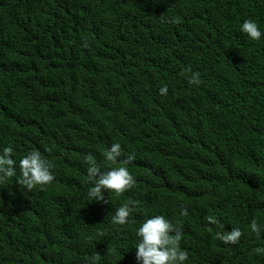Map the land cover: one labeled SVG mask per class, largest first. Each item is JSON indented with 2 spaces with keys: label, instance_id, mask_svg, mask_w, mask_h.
Returning a JSON list of instances; mask_svg holds the SVG:
<instances>
[{
  "label": "trees",
  "instance_id": "16d2710c",
  "mask_svg": "<svg viewBox=\"0 0 264 264\" xmlns=\"http://www.w3.org/2000/svg\"><path fill=\"white\" fill-rule=\"evenodd\" d=\"M246 18L264 32V0H0V149L53 174L0 181V264H139L153 215L180 228L184 264H264V35ZM89 153L105 171L134 153L135 183L92 200ZM233 227L237 243L216 237Z\"/></svg>",
  "mask_w": 264,
  "mask_h": 264
},
{
  "label": "clouds",
  "instance_id": "9594fccd",
  "mask_svg": "<svg viewBox=\"0 0 264 264\" xmlns=\"http://www.w3.org/2000/svg\"><path fill=\"white\" fill-rule=\"evenodd\" d=\"M241 31L253 41L259 40L264 32L258 27L254 19L246 18L241 23ZM189 83L199 84V73L193 72L188 78ZM159 93L167 95L168 86L159 88ZM11 145L4 146L0 149V181L16 176L17 168L20 175L16 177L17 182L24 185L26 189H32L35 185H46L53 180V174L50 171L51 164L39 151L33 150L22 156L16 161L11 153ZM121 156L120 143H112L105 153V161L114 162ZM135 158L134 153H129L126 159L118 167L103 170L101 164L97 163L92 154H87L85 160L88 164L87 177L90 182L88 196L93 200H100L102 194L111 190L119 195L132 187L135 183L134 177L125 166L129 161ZM132 207L125 202L116 208L112 215V221L116 224L123 225L127 222ZM210 223H218L212 215L206 217ZM223 227V225H221ZM252 232L259 234L261 225L255 219L249 225ZM137 242L135 258L139 264H184L188 258L186 250L180 248V228L174 226L163 215H153L146 218L136 229ZM242 232L239 227H233L230 231H217L216 237L225 243L235 244L241 237ZM99 254L93 253L87 264H99Z\"/></svg>",
  "mask_w": 264,
  "mask_h": 264
}]
</instances>
